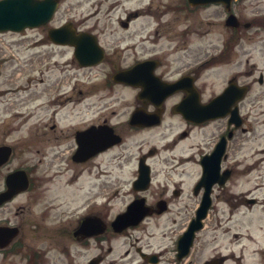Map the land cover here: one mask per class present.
<instances>
[{"label": "flooded vegetation", "instance_id": "flooded-vegetation-1", "mask_svg": "<svg viewBox=\"0 0 264 264\" xmlns=\"http://www.w3.org/2000/svg\"><path fill=\"white\" fill-rule=\"evenodd\" d=\"M62 1L59 0L60 4ZM81 1L69 0L66 13H72L73 4L79 5ZM84 1L92 7L99 8L101 4V0ZM245 1H233L229 11L217 4L224 12L223 27L228 35L216 57L236 60L248 56L250 30L262 31L264 35L262 0L250 1L258 9L246 19L241 11ZM229 13L238 22L227 26L225 18ZM136 15L138 12L119 18L120 27L128 29L130 17ZM55 18H60L58 11L50 22L22 32L35 30L39 34L37 41L68 48L72 60L80 67L104 66L102 87L106 92L92 99V86L85 91L79 87L75 100L70 99L71 106H62L52 113L50 129L57 125L54 120L64 113L63 117L71 114L77 119L70 126V145L66 150L71 172L62 186L51 185L45 178L48 172L41 168L43 157L54 152L57 141L44 139V135L37 138L28 134L26 127L22 129L31 113L26 112L27 117L13 127L10 123L19 111L7 117L13 107H0V264L57 261L62 264H264V203L259 204L249 191L238 196L232 192L237 173L235 153L244 147V135L248 131L243 109L252 89L250 82L238 81V74L251 76L252 69L246 67L228 76L219 90L204 98L202 74L215 56L210 59V55L204 58L202 54L181 53L178 47L152 51L142 48L141 57L130 63L114 64L103 46L98 22L87 25L86 19L77 21L69 15L54 23ZM62 25L74 34L78 31L91 34L103 47L102 60L82 66L71 44L53 42L50 30ZM4 61H0V77ZM106 63H112L110 71ZM141 64L145 65L134 71L131 78L127 77L132 82L113 77L116 72ZM257 81L263 84V76ZM229 82L245 87L241 98L221 102L226 109L223 117L195 119L193 109L220 95ZM114 87L127 95L117 93ZM65 88L68 92L70 88L76 91L74 82ZM4 95L5 92H0V99ZM50 99L53 103V97ZM235 107L238 114L232 116ZM134 111L142 116L141 124L131 123ZM161 127L165 128L164 135L173 129L163 149L181 154L162 155L155 144L146 150L133 151L139 145L130 143V132L152 133ZM204 128L209 129L212 137L205 149L190 153H184L185 148L177 150L185 142H191V146L199 144L201 140L191 139L190 133L194 135L199 130L203 134ZM217 146L222 147L218 166L212 167L211 176H205L203 157ZM125 151L127 165L132 166L128 171L133 173L128 186L126 189L118 184L108 186L120 182L118 173L124 169ZM193 154H197L195 166L186 169L178 166L179 158ZM92 173H102L103 180L88 186L86 180ZM207 191L209 207L196 220ZM256 206L258 213L253 214ZM117 217H123V221L115 223ZM219 228L222 234H229L228 253H222L215 243L221 234Z\"/></svg>", "mask_w": 264, "mask_h": 264}, {"label": "rangeland", "instance_id": "rangeland-1", "mask_svg": "<svg viewBox=\"0 0 264 264\" xmlns=\"http://www.w3.org/2000/svg\"><path fill=\"white\" fill-rule=\"evenodd\" d=\"M250 1L252 0L245 1L241 8L245 19L258 9L250 4ZM68 2L69 0L61 2L58 9L60 18H55L54 23L69 15L77 21L86 19L87 25H95V22H98V29L103 32L101 35L103 46L113 58L114 64L130 63L134 58L141 57L142 48L152 51L154 48L178 47L181 53L202 54L204 58L210 55V59H213L228 35V31L223 27L224 12L217 5L192 8L188 5L184 6V0H101L98 8L82 0L79 5L73 4L75 9L72 13H66ZM148 9L157 12L158 15L152 18L145 32H141L135 20L144 13L143 10ZM263 10L264 0L260 4V11ZM133 12H138V15L130 17L128 29L121 28L118 19H125ZM250 32L251 35L248 36H251V40L246 45L250 49V55L240 56L236 60L224 56L216 57L215 60L210 61L209 65H206L209 68L204 69L202 80L205 84L204 98H206L219 90L228 76L246 67L252 69L251 76L238 74V81L250 82L252 89L250 97L246 100L247 107L243 109L247 115L248 131L244 135V147L235 153L237 173L232 192L238 196L249 191L258 199V203L262 204L264 203V83L260 84L257 79L259 74H262L264 78V35L262 31H256V29ZM38 39L39 34L35 30L19 33L0 32V61L5 60L0 77V92H5V95L0 99V107L3 105L13 107L12 111L6 114L7 117L12 116L14 111H19V115L15 116L10 123L13 127L17 126L18 121L21 123L23 117H27L26 112L31 113L32 115L22 124V129L26 127V132L37 135V138L44 135L42 137L44 139L57 141L54 152L43 157L41 168L44 172H48L45 178L51 185L62 186L67 181L65 177L71 172L66 150L70 145V126H73L77 119L71 114L63 117L66 114L64 113L56 121L54 120L57 125L50 129L49 125L53 123L52 113L62 106H71L70 99L75 100L79 87L85 91L86 87L92 86V99L104 94L106 90L102 87L104 77L101 70L104 66L80 67L72 60L71 51L68 48L52 46L43 41H37ZM106 66L109 71L113 68L112 63H106ZM73 82L76 85V91L71 88L69 92L66 91L65 86L71 87ZM96 89L100 91H94ZM113 90L127 95L124 90L117 87ZM29 96L37 97L25 102L23 99ZM41 97L45 99L40 101ZM52 97L53 103L50 99ZM33 112H35L34 115ZM164 129L161 127L160 130L152 133L130 132V143L139 145V148H134L133 151L146 150L155 144L162 155L181 154L163 149L165 148L163 145L173 131L172 129L168 135H164L162 134ZM190 136L196 142L199 141L197 139L201 141L195 146H191V142H188L183 147L184 153L205 149L212 139L208 128H204L203 134L196 130V134L190 133ZM126 153L125 151L122 164L124 169L118 173L120 182L108 183V186L118 184L124 189L128 186L133 173L128 171L132 170V166L127 165ZM38 157L41 158L40 155ZM196 159L197 154L183 156L178 159L177 164L186 169L195 166ZM88 175L86 180L88 186L103 180L102 173ZM258 207L254 208L253 214L258 213L256 210ZM221 223L224 224L225 221L222 220ZM207 230L211 231V228ZM220 232L215 243L222 253H228L229 234ZM53 257L57 258V255ZM53 264H62V261Z\"/></svg>", "mask_w": 264, "mask_h": 264}, {"label": "water", "instance_id": "water-1", "mask_svg": "<svg viewBox=\"0 0 264 264\" xmlns=\"http://www.w3.org/2000/svg\"><path fill=\"white\" fill-rule=\"evenodd\" d=\"M188 2L191 5L208 4L212 2L223 3L225 4L226 8H228L231 0H188ZM57 5L58 0H0V31H21L25 27H35L42 25L51 19ZM235 20L236 19L230 15L226 19V24L231 25ZM67 30L68 28L66 25L53 28L50 30L49 36L55 42L72 43L75 47V57L80 62V64H94L101 59L102 51L91 35L85 32L74 34V32H67ZM131 70L132 69L124 73H131ZM125 75L126 74L123 73H117L115 78H125ZM241 89L243 88H237L234 84L230 83L220 95L214 97L208 103L199 106V108L193 109L196 113L194 118L201 121L224 116V114H226V109L222 107L221 102L227 101L228 98H230V102L237 100L240 97L239 93ZM237 113L238 111L235 107L231 111V114L233 116ZM137 118L138 114H133L132 120H136ZM221 148L222 147L217 146L216 149L211 152V154L206 155L203 158L205 161V176H211L212 167L218 166L220 155L222 153ZM208 205L209 196L207 191L201 206L203 214ZM202 211L200 212L199 216H201ZM117 220H119V218H117L116 221Z\"/></svg>", "mask_w": 264, "mask_h": 264}, {"label": "bare ground", "instance_id": "bare-ground-1", "mask_svg": "<svg viewBox=\"0 0 264 264\" xmlns=\"http://www.w3.org/2000/svg\"><path fill=\"white\" fill-rule=\"evenodd\" d=\"M141 9H143L141 7ZM143 14H140V16L135 20V24H137L140 27V31L141 32H145V28L147 27V25L149 24V22L152 20V18L157 17L158 13L151 11V10H143ZM59 103V101H57ZM187 142L181 144L180 146L177 147V150H181L184 146V144H186Z\"/></svg>", "mask_w": 264, "mask_h": 264}]
</instances>
